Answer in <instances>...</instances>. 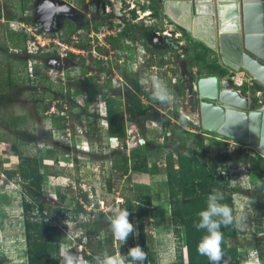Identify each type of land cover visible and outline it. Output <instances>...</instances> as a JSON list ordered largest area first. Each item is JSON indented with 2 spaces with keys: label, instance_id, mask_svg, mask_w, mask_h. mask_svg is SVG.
Masks as SVG:
<instances>
[{
  "label": "rangeland",
  "instance_id": "rangeland-1",
  "mask_svg": "<svg viewBox=\"0 0 264 264\" xmlns=\"http://www.w3.org/2000/svg\"><path fill=\"white\" fill-rule=\"evenodd\" d=\"M66 1L80 7V0ZM120 1L111 2L115 13ZM130 1L137 15L135 31L146 23L168 36L163 46L136 50L139 44H135V35L132 52L121 53L122 57L132 54V68L124 70L122 65L129 59L116 65L109 52L106 59H98L96 50L95 60L82 62L78 33L69 41L58 33L51 42L49 31H35L30 18H15L22 0H0V264H27L21 191L15 181L21 158L26 157L37 159L41 187L54 205L55 218L47 222L60 233V260L66 254L77 257L79 249L84 250L83 231L90 221L98 225L100 237L112 233L116 249L111 255L121 254L125 264H140L127 258L128 243L114 235L109 219L119 210L120 198L125 202L124 196H128L140 204L142 215L150 213L145 225V264H186L183 227L177 234L171 200L190 193L169 186L164 172L169 161L176 171L179 160L195 172L196 190L202 200L210 194L219 200L221 185L223 189L236 188L230 196L234 235L229 240L236 245L234 262L252 260L257 264L259 241L264 251V216L257 213L263 204L255 199L258 190L250 199L243 194L255 189L263 176L246 164V155L255 150L247 142L203 131L185 116L195 115V86L202 76L239 77L232 85L257 95L256 107L264 106V86L244 69L229 73L217 50L193 38L165 15L161 0ZM38 23L48 28L43 18ZM46 40L48 45L40 46ZM141 61L164 84H151L147 73L139 71ZM132 133H136L138 145L130 148ZM110 138L118 146H111ZM113 151H119L116 160ZM136 154L146 162L140 171L130 168ZM210 160L217 162L216 168ZM119 162L128 167V183L116 169ZM12 171H16L14 177ZM204 178L215 188L203 194L198 185ZM109 179L110 183L119 182L114 192L108 189ZM77 186L81 192H92L89 211L80 202L85 203ZM100 199L104 200L102 210L97 209ZM132 220L133 236L137 237V223L134 217ZM104 256L98 258V264Z\"/></svg>",
  "mask_w": 264,
  "mask_h": 264
},
{
  "label": "trees",
  "instance_id": "trees-1",
  "mask_svg": "<svg viewBox=\"0 0 264 264\" xmlns=\"http://www.w3.org/2000/svg\"><path fill=\"white\" fill-rule=\"evenodd\" d=\"M68 56L73 58L75 57L72 54H69ZM259 89L260 87H258V90ZM45 108H48V106H45ZM127 109H129V107ZM20 133H18V136ZM109 134L112 136L113 132L110 131ZM198 142L201 146L202 138H199ZM113 152L116 153L113 157V159L116 160L119 151ZM139 156V154H136L132 157L130 166L131 170L140 171L143 167H146V162L141 161ZM245 159L246 162L251 164L252 168L256 167L263 176L257 183V187L255 189L253 188L251 190H246L243 192V194L249 199L256 194L255 199H258L263 204V208L257 213L260 216H264L263 158L259 154L252 151L250 154L246 155ZM210 161L213 168H216L217 162L212 160ZM178 164V169L174 171L173 164H171L169 161L164 167V172L167 175V182L169 186H172V188H177L178 192L180 193L185 191L190 193L187 196L175 197L171 200L173 225L176 227L177 234L178 228L180 226L183 227L185 242L184 245L187 251L186 264H214V262L209 258L208 254H201V252L198 250L199 246L204 242V238L210 235L207 228L197 227V224H199L201 221L199 214L207 209L208 198L202 200L201 197L198 196L195 184L197 177L195 172L192 169H189V167L183 164L180 160L178 161ZM116 169L120 172V176L125 177V181L128 183L130 181V173L125 163L119 162ZM15 173L16 171L11 172L13 177ZM17 174L18 177H16L15 181H17L21 191V216L24 226L27 264H60L61 260L58 257L60 233L57 227H51L47 222L49 218H55V211L53 209L54 205L51 204L52 202H49V199L41 187V173L38 168L37 159L32 157L21 158ZM218 179H221V181L223 180L221 177ZM107 183L109 191L114 192L118 188V181L110 183L109 179ZM219 184L220 183L217 182V185ZM198 186H200L203 194L206 191L215 188L208 182V179L206 178H204V181ZM77 188L80 191V186H77ZM220 189V193H223L225 197L223 200H216V202L227 204L232 209L233 215V199H230V196H233V193L236 192V188L226 187V189H223V185H221ZM255 191H257V193L261 191L260 195H257ZM79 194L85 203L89 204L90 199L88 198V193L80 191ZM227 197H229L228 203L225 201V198ZM124 198L125 202L122 201L118 205V208L119 210L126 209L129 212L128 219L132 224L134 222L132 219L133 217L135 218L138 229L137 237H134L133 234H131L126 240L128 243V248L126 250L127 256L129 248L136 245L141 246L144 252L146 251L145 225L150 217V213H145L142 215L141 212L143 210L139 203L136 201H131L132 199L128 196H124ZM98 215H100V217H104V214L101 212H98ZM219 231L222 233V240L220 243L222 258L219 261V264H236L234 262L237 257L236 245L233 243V241L229 240L234 235V220L227 226L221 225ZM112 236V233H109L104 237H100L98 225L87 221L82 236V244L84 246V250H82V252L84 254V258L89 262V264H98L99 257H102L105 254L111 255L115 253L116 247L113 244ZM135 238L138 239V243L135 242ZM256 247L258 250L257 256L259 257L260 261L259 264H264L263 244L259 241L256 243ZM127 258L131 259L128 256ZM145 262L146 260L143 261V264H145Z\"/></svg>",
  "mask_w": 264,
  "mask_h": 264
},
{
  "label": "water",
  "instance_id": "water-1",
  "mask_svg": "<svg viewBox=\"0 0 264 264\" xmlns=\"http://www.w3.org/2000/svg\"><path fill=\"white\" fill-rule=\"evenodd\" d=\"M165 15L215 49L230 72L244 69L264 86V0H161ZM229 74L197 80L195 119L203 131L247 142L264 154V106ZM138 145L132 133L129 147Z\"/></svg>",
  "mask_w": 264,
  "mask_h": 264
},
{
  "label": "flooded vegetation",
  "instance_id": "flooded-vegetation-1",
  "mask_svg": "<svg viewBox=\"0 0 264 264\" xmlns=\"http://www.w3.org/2000/svg\"><path fill=\"white\" fill-rule=\"evenodd\" d=\"M111 2L112 0H80L78 1L80 7H77L66 0H22V4L19 3L21 8L15 18L26 21L30 18V21L36 25L35 31H49L48 37L51 42L55 36H59L58 33L60 37L63 36L67 40L69 37H75V33H78L79 53L83 59L82 62L86 59L95 60L94 54L97 50L100 55L98 59H106L109 52L115 58L116 65L129 59L124 63L126 65H122V68L131 70L133 63L130 65L132 62L130 58H132V54L131 57H128L130 53L127 54V57H122L123 51L132 52L135 44H139L136 50L144 49V47L148 49L163 46L167 42L166 36L168 35L166 32H159L146 23H141L142 27L135 31L133 22L137 15L132 1L121 0L120 6L117 8L118 14L114 12L115 9H113ZM117 16L120 17L119 20L115 19ZM42 18L43 23H46L48 28L39 25L38 20ZM135 35L137 39L134 44ZM160 39L161 41H159ZM119 57H122L123 60H120ZM91 67L96 69L94 64ZM139 69L140 72L147 73V79L150 78V70L148 66L144 65V61H141ZM254 152H257L264 159V154L256 150Z\"/></svg>",
  "mask_w": 264,
  "mask_h": 264
},
{
  "label": "clouds",
  "instance_id": "clouds-1",
  "mask_svg": "<svg viewBox=\"0 0 264 264\" xmlns=\"http://www.w3.org/2000/svg\"><path fill=\"white\" fill-rule=\"evenodd\" d=\"M150 74L151 84L157 82L158 79L157 77H153L152 71H150ZM160 98L163 99L162 96ZM246 164L250 163L247 162ZM219 198L220 200L224 199L223 193H220ZM216 200L217 196L210 194L207 199V209L199 214L201 221L197 224V227L207 228L210 235L204 238V242L199 246L198 250L201 254H208L214 264H219L222 258L220 249L222 233L219 229L221 225L227 226L231 224L233 222V215L232 209L227 204L217 203ZM128 217L129 212L126 209H122L109 218L114 235L123 242H126L127 238L135 231L134 225L129 221ZM78 252L82 254V249H79ZM252 255L255 256V253H252ZM127 256L132 261L140 262V264H143V261L147 259V254L139 245L129 248ZM60 264H89V262L83 260L82 257L66 254ZM102 264H125V257L119 253L115 255L105 254ZM244 264H253V262L252 260H248Z\"/></svg>",
  "mask_w": 264,
  "mask_h": 264
},
{
  "label": "built area",
  "instance_id": "built-area-1",
  "mask_svg": "<svg viewBox=\"0 0 264 264\" xmlns=\"http://www.w3.org/2000/svg\"><path fill=\"white\" fill-rule=\"evenodd\" d=\"M40 34V33H39ZM178 34V33H177ZM41 35V34H40ZM44 44H46V45H48L47 44V40H46V42H44V43H41V45L40 46H44ZM72 50V52H75L74 51V49H71ZM150 71H152V69H150ZM152 73H155V71H152ZM153 76H154V74H153ZM155 77V76H154ZM157 77V76H156ZM232 78V80H233V82L234 81H236V80H239V77H237V76H233V77H231ZM161 80V79H160ZM157 81V82H155L156 83V86H158V85H160V83H162V84H164L162 81ZM51 110H53V109H51ZM63 113H64V111H63ZM113 143V144H112ZM110 144H111V146H114V147H116V146H118V143H117V141H114V139H112V138H110ZM249 165V164H248ZM249 167V166H248ZM91 196H92V192H90V195L88 194V198L89 199H92L91 198ZM122 198H120V203L122 202ZM80 202L83 204V206H84V208L87 210V211H89L90 210V206H91V202H89V204L88 203H83V201L82 200H80ZM104 205V200L103 199H100L99 201H98V210H102V208L104 207L103 206ZM77 257H82L83 258V256H82V254L81 253H78V255H77ZM83 260H85L86 261V259L85 258H83ZM255 260H256V263L257 264H259V260H258V258H255Z\"/></svg>",
  "mask_w": 264,
  "mask_h": 264
},
{
  "label": "bare ground",
  "instance_id": "bare-ground-1",
  "mask_svg": "<svg viewBox=\"0 0 264 264\" xmlns=\"http://www.w3.org/2000/svg\"><path fill=\"white\" fill-rule=\"evenodd\" d=\"M185 116H186V118H188L189 120H191V121H193L194 123L196 122L197 123V121H196V119H195V115H193V114H189V113H187V114H185Z\"/></svg>",
  "mask_w": 264,
  "mask_h": 264
}]
</instances>
